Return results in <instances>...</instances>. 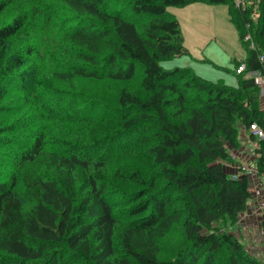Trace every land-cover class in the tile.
<instances>
[{
    "label": "trees",
    "instance_id": "trees-1",
    "mask_svg": "<svg viewBox=\"0 0 264 264\" xmlns=\"http://www.w3.org/2000/svg\"><path fill=\"white\" fill-rule=\"evenodd\" d=\"M196 1L228 7L247 51L236 86L160 65L186 52L167 7ZM247 1L0 0V264H264L222 227L251 196L247 175L223 167L239 126L264 131L259 87L246 75L264 73V0ZM137 71V86L127 87ZM103 81L119 83L113 103L85 89ZM110 121L116 130L100 136L87 127ZM54 124L81 130L57 139L43 130ZM146 141L160 179L115 209L129 193L103 172ZM263 152L264 139V166ZM125 167L112 174L143 186L139 168ZM172 191L183 193L184 209L171 206ZM174 222L186 244L164 258L156 237Z\"/></svg>",
    "mask_w": 264,
    "mask_h": 264
},
{
    "label": "rangeland",
    "instance_id": "rangeland-1",
    "mask_svg": "<svg viewBox=\"0 0 264 264\" xmlns=\"http://www.w3.org/2000/svg\"><path fill=\"white\" fill-rule=\"evenodd\" d=\"M167 11L179 22V27L183 37V46L185 47L186 52L184 54L162 60L160 65L164 69H173L175 67L188 68L195 75L199 77L202 76L201 78L205 77L203 79L213 81L215 83L221 81L228 85L236 86L237 76L236 72L234 71L235 63L244 60L246 58L247 51L239 41L237 30L229 18L227 5L208 4L205 2L196 1L183 6H168ZM256 15L258 16V10L256 9V6H254L252 11L254 21L257 18ZM59 35L61 38L57 35L56 36L61 40L62 35ZM57 38L53 39L54 49L59 43ZM248 39L250 42L253 41L251 38ZM134 77L135 78L132 80H129L127 87L135 88L137 86L139 81L138 71L135 73ZM103 82L104 83L98 84L100 86L96 87L97 92H94L95 87L87 84H85V89L89 93L88 95L90 98L95 97L101 102L105 101L113 103L115 99L114 92L116 91V87L119 85V83H108L106 81ZM101 84H109L110 86L106 88V86H101ZM120 86L122 85L120 84ZM138 88H140V86H138ZM196 88L197 87L195 84H193V88L189 89L196 90ZM190 97L191 96H189V99ZM260 97L261 93L259 88V98ZM197 102L198 101H195L193 103ZM117 124L118 121H110L104 124L88 123L87 127H93L96 131H98L99 135V133L102 134L113 132L116 130L115 128ZM238 124L240 123L237 122V125ZM43 130L57 139L65 137H70L73 139L74 134L81 130V128L79 125L69 127L63 126L61 124H54L49 128H43ZM153 130L154 127L151 128V130H149L150 132L147 134L152 133ZM148 142L149 141L141 143L134 150L133 155H123L120 158L117 157L114 159L115 161L108 165V168H106V170L103 172L104 176L110 181H113L116 187H118L124 193L125 191L129 193L128 198H124L119 203H117L114 207L115 209H125L131 205H134L141 197L134 196L135 194H138L137 191L142 189V187H144V189L147 188L148 190L150 188H154V186H151L152 179H160L157 169L151 163V159L145 152V147L148 145ZM233 151L236 152V149ZM230 157L231 161L223 163L224 168L229 167L228 165L236 168V162L234 161L235 154L233 155V153H231ZM258 157L259 153L257 156H255V159L257 160ZM125 164L139 168L145 180L143 186H140V184L131 182L129 180L121 182L118 180L116 173L112 174L116 168L125 172ZM244 166L246 170L250 168L249 164ZM254 167L253 169L256 170L254 173L255 178L252 179L249 173L246 174L251 180L249 181L251 196L248 199L245 209L239 214L235 223L226 222L225 225L222 226L224 230L233 233L246 250L264 248V166L260 165L258 162H255ZM260 168L263 169L260 170ZM249 170L250 173L253 171L252 168ZM233 175H238V169ZM174 195L175 192L172 191L170 194L172 201L171 206H182V209H184L185 205L182 203L183 193L180 195L176 194V196ZM182 209L180 210L181 212L183 211ZM125 220H131V217L128 216L125 218ZM161 235L162 236L160 237H156V241L160 248V253L164 258H171L175 255L178 249L184 247L186 244L184 230L182 228V224L179 222H174ZM218 264L225 263L223 260H221L218 262Z\"/></svg>",
    "mask_w": 264,
    "mask_h": 264
},
{
    "label": "crops",
    "instance_id": "crops-1",
    "mask_svg": "<svg viewBox=\"0 0 264 264\" xmlns=\"http://www.w3.org/2000/svg\"><path fill=\"white\" fill-rule=\"evenodd\" d=\"M234 71H235V67H234ZM236 72H237V70H236ZM203 78H205V77H203ZM260 93H261V97L259 98V109L264 114V92H262L260 90ZM238 141H239V147L236 149V152L231 150V153H233V155L235 154L234 161L236 162V165H235L236 168L228 165L229 167H226L224 169H225L226 173H228L232 177H237V176H240L243 174H245V175L248 174V173H245L246 172L245 170L243 171L239 168L241 166L249 164L250 165L249 167L252 168V170H253V171H251V173L249 172V175L253 179V178H255L254 173L256 171L253 169V167L255 166V162H257V160L255 159V156H257L259 153V147H260L261 141L257 137L253 136L249 132V129L244 127V126L239 127ZM237 169H238V175H233ZM248 180L251 181L249 179V177H248ZM250 190H251V188L249 187V191ZM250 193H251V191H250ZM246 218H245V220H246ZM247 252L248 253L250 252L249 253L250 255H252V256H254V257H256L259 260L264 262V248L263 249H248Z\"/></svg>",
    "mask_w": 264,
    "mask_h": 264
},
{
    "label": "built area",
    "instance_id": "built-area-1",
    "mask_svg": "<svg viewBox=\"0 0 264 264\" xmlns=\"http://www.w3.org/2000/svg\"><path fill=\"white\" fill-rule=\"evenodd\" d=\"M251 2L248 3L247 0H236V5L237 6H242V7H245L247 5H249ZM249 38V34L245 36V39H248ZM260 60L261 61H264V54L259 56ZM245 69V64L244 63H241L238 67H237V72H240V71H244ZM247 76L249 77H253L255 80H256V83L257 85L259 86L260 90L262 92H264V73H261L259 71H247L246 73ZM249 132L257 137L260 141L264 139V131L263 129L256 123V122H253L249 125ZM263 155H264V152H263ZM242 170H246V168L244 166L240 167ZM250 170H246V173H249Z\"/></svg>",
    "mask_w": 264,
    "mask_h": 264
}]
</instances>
